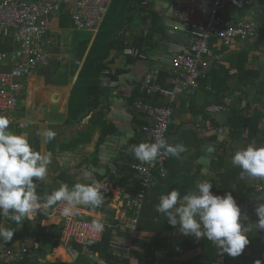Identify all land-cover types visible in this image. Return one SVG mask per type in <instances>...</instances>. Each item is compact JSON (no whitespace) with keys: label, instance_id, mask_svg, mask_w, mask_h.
I'll return each mask as SVG.
<instances>
[{"label":"crops","instance_id":"1","mask_svg":"<svg viewBox=\"0 0 264 264\" xmlns=\"http://www.w3.org/2000/svg\"><path fill=\"white\" fill-rule=\"evenodd\" d=\"M261 4L248 8L231 0L224 14L254 18L261 27ZM172 5L173 0H111L95 32L74 29L71 4L52 16L47 38L51 58L27 78L9 129L24 134L41 154L52 153L48 175L36 182L39 195H50L62 183L71 188L98 182L105 188L103 205L81 206L78 212L109 227L100 242L76 246L74 259L60 241L58 203L47 215L38 213L19 225L0 216V227L15 228L12 240L0 239V245L16 253L30 250L19 262L0 264H94L96 258L121 264H264V229L257 227L255 211L264 204V180L262 191L255 190L251 177L241 178V169L231 163L238 150L264 146V92H259L264 87V39L260 45L258 38L230 45L211 40L197 88H186L172 102L166 141L183 144L188 151L179 159L168 156L165 177L154 173L138 223L129 226L123 201L134 193L137 181V162L129 149L143 142L142 128L152 124L133 102L139 98L150 105L168 104L155 90L141 93L142 81L152 74L158 86L171 87L172 59L188 45L187 31ZM14 47L11 30L0 36V50ZM8 70L9 65H0V72ZM92 85L97 86L96 96L88 93ZM228 108L229 114L220 115ZM18 121L29 127L20 129ZM48 129L56 136L45 143ZM203 180L212 183L214 195L232 194L241 210L240 222L250 229L245 233L249 244L237 257L219 252L207 239L183 235L155 210L168 191L178 189L183 196Z\"/></svg>","mask_w":264,"mask_h":264},{"label":"built area","instance_id":"2","mask_svg":"<svg viewBox=\"0 0 264 264\" xmlns=\"http://www.w3.org/2000/svg\"><path fill=\"white\" fill-rule=\"evenodd\" d=\"M230 0H173L172 12L180 21L188 34V45L175 53L170 67L172 86H158L156 75L148 74L142 81L140 92L151 94L157 91L169 100L167 105H150L137 98L133 105L152 124L143 126V142L153 143L157 139L166 140L168 125L173 114L172 102L178 93L186 88L195 89L203 76L202 64L209 54V45L213 38L222 44L230 45L235 40L253 41L258 38L260 24L256 19H229L224 11ZM236 1V0H235ZM255 1L244 0L245 5ZM111 0H0V36L12 31L15 47L11 50H0V65H9L8 71L0 72V115L14 121L15 111L20 94L25 90L27 78L34 71L46 65L51 58L48 50V32L50 20L63 5L71 4L69 11L74 29L95 32L105 17ZM128 54L137 55L136 51L126 50ZM20 129L29 127V123L18 121ZM163 151V150H162ZM168 156H159L155 162H137L133 171L139 187L133 194L125 197L124 209L130 215V225L138 223L147 193L152 188L153 175L165 177ZM252 186L257 191L263 189L260 179L251 177ZM63 203L56 206V215L61 221L60 241L72 258L78 257L76 246H86L89 243L100 242L104 232L109 227L105 224L102 233L90 230L93 220L76 214L65 217L62 215ZM103 223V222H102ZM30 252L23 249L14 250L0 245V263H15L23 260ZM94 264H117L103 258H96Z\"/></svg>","mask_w":264,"mask_h":264},{"label":"clouds","instance_id":"3","mask_svg":"<svg viewBox=\"0 0 264 264\" xmlns=\"http://www.w3.org/2000/svg\"><path fill=\"white\" fill-rule=\"evenodd\" d=\"M10 123L9 117L0 115V216L19 225L23 219L34 218L38 213L47 215L57 203H63L62 215L65 217L76 214L75 210L81 206L99 208L103 205L102 189L105 191V188L95 181L76 183L71 188L62 183L50 195H39L36 182L43 181L48 175L52 153L41 154L34 150L24 134L18 135L9 129ZM43 136L48 143L55 139L56 133L48 129ZM129 151L144 164L155 162L161 155L179 159L188 149L183 144L170 145L159 138L153 143L132 145ZM231 163L241 169V178L247 175L264 180V146L250 144L238 150ZM84 175L87 178L89 174L85 172ZM211 188L212 183L203 180L196 181L195 189L183 196L178 189H173L159 198L155 210L163 213L171 226H179L183 235H191L197 240L207 239L219 252L237 257L249 244L245 233L250 229L240 222L241 210L232 194L214 195ZM255 211L257 227L264 229V204ZM104 229L105 224L99 219L90 225L94 233H102ZM14 231L15 228L0 227V239L4 243L11 241ZM254 264L262 262L256 260Z\"/></svg>","mask_w":264,"mask_h":264},{"label":"trees","instance_id":"4","mask_svg":"<svg viewBox=\"0 0 264 264\" xmlns=\"http://www.w3.org/2000/svg\"><path fill=\"white\" fill-rule=\"evenodd\" d=\"M143 1V0H142ZM231 1V0H230ZM239 2L241 3V5L242 6H245V7H252L253 5H257L258 3L260 4L261 2H259V1H255L254 3H252V4H250V5H245V3H244V0H239ZM228 5V4H227ZM227 7V6H226ZM261 10L263 11V13H264V3H262L261 4ZM225 12V11H224ZM227 17V16H226ZM227 18H229V19H233V18H230V17H227ZM238 19H243V18H238ZM246 19H252L251 17H249V18H246ZM262 20H260V21H262L261 23H262V25H261V27H259V31H258V45H260V43H261V40L262 39H264V16H262V18H261ZM234 20V19H233ZM257 21V20H256ZM85 31V30H84ZM260 35V36H259ZM235 41H237V40H235ZM240 41V40H239ZM243 41H248V40H243ZM234 42V41H233ZM232 42V43H233ZM172 74H171V72H170V76H171ZM97 88V86L96 85H92V86H89V88H88V93H89V95H92V96H96V92L97 91H95V89ZM259 92H264V87L262 88V89H260L259 90ZM137 94H138V89H136V91L133 93V95H132V98H134V96H137ZM135 161L136 162H139V160H136L135 159ZM136 185H135V190L139 187V184H138V181H136V183H135ZM147 195H148V193H147ZM147 195H146V197H147ZM105 233V232H104ZM110 261V260H109ZM112 262V261H111ZM114 263H117V264H121V262H116V261H113Z\"/></svg>","mask_w":264,"mask_h":264},{"label":"water","instance_id":"5","mask_svg":"<svg viewBox=\"0 0 264 264\" xmlns=\"http://www.w3.org/2000/svg\"><path fill=\"white\" fill-rule=\"evenodd\" d=\"M262 73H264V70H263ZM229 112H230L229 108H228V109H223V110L220 112V115L225 116V115L229 114ZM202 161H203L204 164H208V163H209V161H208L207 159H203Z\"/></svg>","mask_w":264,"mask_h":264},{"label":"rangeland","instance_id":"6","mask_svg":"<svg viewBox=\"0 0 264 264\" xmlns=\"http://www.w3.org/2000/svg\"><path fill=\"white\" fill-rule=\"evenodd\" d=\"M184 28V27H183ZM171 67V66H170ZM262 191V190H261Z\"/></svg>","mask_w":264,"mask_h":264}]
</instances>
